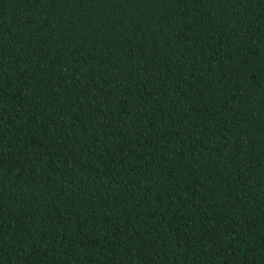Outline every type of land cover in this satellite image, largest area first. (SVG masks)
Wrapping results in <instances>:
<instances>
[{
	"label": "trees",
	"instance_id": "obj_1",
	"mask_svg": "<svg viewBox=\"0 0 264 264\" xmlns=\"http://www.w3.org/2000/svg\"><path fill=\"white\" fill-rule=\"evenodd\" d=\"M0 264H264V0H0Z\"/></svg>",
	"mask_w": 264,
	"mask_h": 264
}]
</instances>
